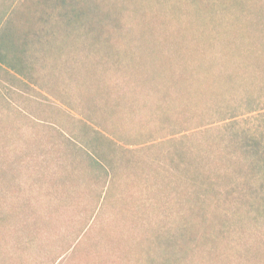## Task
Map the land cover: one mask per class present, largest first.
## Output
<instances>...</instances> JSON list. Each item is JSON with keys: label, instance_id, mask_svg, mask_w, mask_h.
I'll use <instances>...</instances> for the list:
<instances>
[{"label": "rangeland", "instance_id": "obj_1", "mask_svg": "<svg viewBox=\"0 0 264 264\" xmlns=\"http://www.w3.org/2000/svg\"><path fill=\"white\" fill-rule=\"evenodd\" d=\"M97 1L114 8L110 19L122 24L107 33L114 44L119 39L117 50L127 41L148 43L134 72L124 68L127 54L111 53L87 35L89 25L74 36L59 17L38 15L51 22L42 24L41 44L32 48L27 67L17 77L0 71V264H152L145 248L154 245L157 230L164 238L177 228V209L185 211L194 192L179 156L199 158L193 164L212 170L213 180L236 178L224 153H215L224 123L207 125L214 121L204 115L202 125L177 134L179 112L198 117L216 102L191 93L202 102L177 108V93L199 89L206 81L202 71L210 86L236 88L230 76L247 70L223 53L215 32L210 46L195 41L194 52L177 47L183 34L211 36L210 16L198 10L203 0ZM151 12L168 26L160 27ZM147 22L156 25L154 35ZM97 161L103 167L91 166ZM229 220L225 229L235 233L220 239L221 251L226 236L236 239L242 231L239 218Z\"/></svg>", "mask_w": 264, "mask_h": 264}, {"label": "trees", "instance_id": "obj_2", "mask_svg": "<svg viewBox=\"0 0 264 264\" xmlns=\"http://www.w3.org/2000/svg\"><path fill=\"white\" fill-rule=\"evenodd\" d=\"M113 9H107L97 0H0V71L17 77L23 72L22 68L27 67L32 48L41 44L44 33L42 24L51 22L39 21L38 16L41 19L46 16L59 17L66 24L68 34L74 36L89 25L87 35L101 41L105 49L111 53L127 54L122 56L125 69L141 66L142 49L148 47L145 40L137 39L136 43L132 41L129 44L127 41L123 44V50H117L119 39L114 44L115 40L111 42L107 37L112 27L118 29L122 25L120 21L110 19ZM198 10L201 15L210 16L205 25L211 36L203 35L201 40H195L199 33L194 30L193 39L183 34L177 40L183 43L177 42V47L181 51L194 52L195 41L201 42L202 48L204 44L210 46L215 32V39L223 45V53H228L230 61L233 58L238 70L242 65L247 70L230 76L232 84H238L236 88H230V85L222 88L210 86L208 71H202L206 81L200 83L199 89L187 87L177 93V108H190L202 102L193 99L191 93H197L202 99L206 94L216 99L215 103L199 110L198 117H194L193 112L190 115L179 112L177 134L202 125L204 115L214 121L207 125L224 123L225 133L223 137H216L219 151L215 153L217 157H222L224 153L222 159H228L233 164L229 173L233 174L234 171L236 178L228 175L230 179L220 176L213 180L212 170L193 164L200 162L199 158H193L189 152H181L179 161L185 164L184 175L192 179L194 192L192 197H187V209H177V228L168 230L164 238L157 236L159 230L156 231L154 245L145 248L150 251L151 259L148 258V261H152V264H264V0H203ZM142 13V18L149 15L148 10ZM152 17L160 27L168 26L167 22L158 23L154 14ZM74 25H78V28ZM147 26H152V23L147 22ZM155 26L147 29L149 35L156 33ZM159 40L155 38L152 41L157 43ZM193 44L194 47L190 46ZM56 58V65H59L58 60L62 58ZM35 65L37 63L32 65V71ZM164 66L154 68L161 70ZM190 66L189 63L184 68ZM159 75L162 73L159 72ZM181 75H184L183 82H190L193 87L191 78L186 74ZM213 76L221 77L214 73ZM232 93H235L233 101H224L225 95ZM193 121L196 124L189 128L187 124ZM104 139L107 140L105 136ZM96 163L91 166L103 167L100 162ZM234 179H238L235 185L231 181ZM237 194L242 198L235 200ZM230 215L231 220L240 219L238 224L242 231L237 233L236 239L226 236V250L221 251L218 248L220 239L226 233H235L228 226L229 230L225 229ZM245 220L246 225L243 223ZM209 247L210 251L204 250Z\"/></svg>", "mask_w": 264, "mask_h": 264}]
</instances>
